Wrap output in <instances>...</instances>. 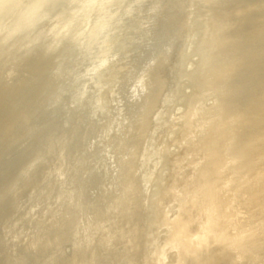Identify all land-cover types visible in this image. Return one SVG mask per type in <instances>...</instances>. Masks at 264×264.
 Segmentation results:
<instances>
[{"label":"rangeland","instance_id":"1","mask_svg":"<svg viewBox=\"0 0 264 264\" xmlns=\"http://www.w3.org/2000/svg\"><path fill=\"white\" fill-rule=\"evenodd\" d=\"M34 1L0 15V264H264V0ZM213 138L226 238L188 253Z\"/></svg>","mask_w":264,"mask_h":264},{"label":"bare ground","instance_id":"2","mask_svg":"<svg viewBox=\"0 0 264 264\" xmlns=\"http://www.w3.org/2000/svg\"><path fill=\"white\" fill-rule=\"evenodd\" d=\"M52 1L54 0H35L33 4L21 13L23 21L25 20L27 24L32 23V19L38 14L42 5ZM98 1L99 0H88L89 7H93ZM101 1L104 2L106 0ZM20 6L21 0H0V15L13 12L15 9H19ZM21 21L22 20H19L16 24H20ZM205 146L207 154L210 157V162L208 167L200 174V183L197 188V194H199L200 197L198 199V207H196L199 213L203 215V220L201 221L199 231L194 233L190 231V226L193 222L191 217L177 220L174 234V241L176 244L181 246L183 250L188 253L197 252L200 247L204 246L211 239L222 240L226 238L223 227L227 222V207L230 199L222 194L223 187L216 182V177L224 165V160L216 152L214 138L209 140ZM245 154L244 151H241L235 158H244L246 156ZM255 178L257 182H260L264 178V175L262 173H257ZM262 191H264V184L261 185L259 191L255 192V195ZM193 203H197L196 198H194ZM208 263L209 262H202L201 264Z\"/></svg>","mask_w":264,"mask_h":264}]
</instances>
